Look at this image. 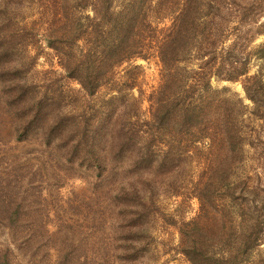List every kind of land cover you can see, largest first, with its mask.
<instances>
[{
    "label": "rangeland",
    "instance_id": "1",
    "mask_svg": "<svg viewBox=\"0 0 264 264\" xmlns=\"http://www.w3.org/2000/svg\"><path fill=\"white\" fill-rule=\"evenodd\" d=\"M160 1L150 18L166 29L182 0ZM248 1L243 8L254 22L242 36L252 33L230 37L225 51L236 45L237 57L248 58L249 76L258 75L264 86V62L254 56L264 47V0ZM70 6L74 13L76 4ZM57 12L48 0H0V264H191L180 228L201 212L207 148L198 144L183 155L150 143V99L162 83L155 54L118 69L115 81L93 96L69 79L48 46ZM223 53L220 48L214 65L222 75L212 78V88L219 99L242 100L245 107V153L229 171L230 190L238 194L227 208L244 238L249 224L258 226L257 246L236 264H264V105L257 119L245 76L224 80L232 69L228 62L220 69ZM128 71L134 89L126 88ZM211 195L220 205V192Z\"/></svg>",
    "mask_w": 264,
    "mask_h": 264
},
{
    "label": "trees",
    "instance_id": "2",
    "mask_svg": "<svg viewBox=\"0 0 264 264\" xmlns=\"http://www.w3.org/2000/svg\"><path fill=\"white\" fill-rule=\"evenodd\" d=\"M48 1L52 8H58L53 13L48 46L59 57L67 77L86 94L93 96L113 83L117 70L124 65L148 60L151 53L158 57L162 83L150 99L151 119L146 122L150 143L164 144L168 153L183 155L200 149L198 144L207 148H203L206 165L205 180L201 183L206 196H199L200 214L180 228L181 251L191 264H236L248 247L257 246L258 240V226L249 224L251 231L244 238L243 225L236 221L235 212L227 208L238 194L230 190L233 184L229 171L245 153V107L242 100L219 99L220 93L213 90L211 82L214 76L222 75L214 65L221 48L227 60L222 59L220 69L226 62L232 69L224 80L237 82L245 76L242 83L246 97L254 104L251 114L263 118L261 77L249 76L248 58L237 57L236 45L225 51L227 39H247L252 33L248 30L242 36L243 26L254 22L243 8L249 1L182 0L181 11L166 29L151 21L155 0ZM165 2L161 0L159 4ZM74 4L72 13L70 5ZM88 10L92 14L86 15ZM233 22L237 24L230 27ZM254 56L264 62V47L255 51ZM197 61L200 69L190 74V67ZM241 61L244 62L239 66ZM129 73L132 71H128L125 85L134 89L136 79ZM23 129L26 133L27 126ZM224 188L227 191L221 193ZM216 190L221 194L220 205L214 195L207 196Z\"/></svg>",
    "mask_w": 264,
    "mask_h": 264
}]
</instances>
